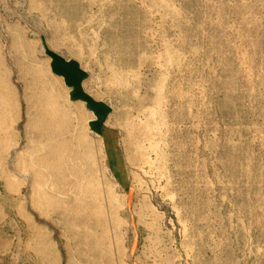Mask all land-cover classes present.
<instances>
[{
    "label": "rangeland",
    "instance_id": "obj_1",
    "mask_svg": "<svg viewBox=\"0 0 264 264\" xmlns=\"http://www.w3.org/2000/svg\"><path fill=\"white\" fill-rule=\"evenodd\" d=\"M0 264H264V0H0Z\"/></svg>",
    "mask_w": 264,
    "mask_h": 264
}]
</instances>
